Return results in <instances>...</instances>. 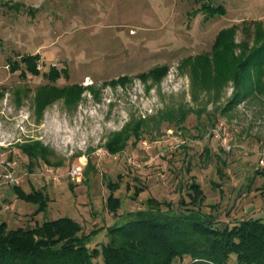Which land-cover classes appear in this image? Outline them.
<instances>
[{"label": "rangeland", "instance_id": "374dc122", "mask_svg": "<svg viewBox=\"0 0 264 264\" xmlns=\"http://www.w3.org/2000/svg\"><path fill=\"white\" fill-rule=\"evenodd\" d=\"M209 1L225 11L207 17L200 0H0V168L15 162L21 187L49 195L46 210L33 214L36 204L18 197L13 183H3L0 220L16 227L68 215L82 225L80 234L94 231L88 244L100 247L110 239L109 226L126 221L149 197L164 201V211L194 207L181 204V196L190 199L187 184L193 179L203 189L201 209L215 214L219 225L264 218V94L224 110L234 88L230 80L220 98L202 90L195 99L190 67L182 62L210 50L218 31L231 25L237 42L255 44L254 20L264 25V0ZM36 52L41 70L68 69L55 84L94 82L96 91L85 88L75 104L60 97L37 110L36 88L49 79L10 66ZM163 63L169 67L160 78L138 76ZM121 74L131 79L103 82ZM192 108H202L201 117L191 112L180 124L168 119ZM214 114L227 127L230 147L227 138L211 133ZM141 117L140 136L111 153L107 138ZM35 140L52 151L48 158L60 168L58 179L40 175L41 158L29 168L18 144ZM81 161L83 174L75 180L68 172ZM119 175V186L112 188ZM111 192L120 197L116 210L108 205Z\"/></svg>", "mask_w": 264, "mask_h": 264}, {"label": "trees", "instance_id": "16d2710c", "mask_svg": "<svg viewBox=\"0 0 264 264\" xmlns=\"http://www.w3.org/2000/svg\"><path fill=\"white\" fill-rule=\"evenodd\" d=\"M200 2V8L207 13V17L225 11L221 4L215 5L209 0ZM20 5L18 3L17 7ZM254 22L255 44L237 42L234 38L236 26L231 25L218 31L210 50L183 58L182 62L190 67L191 89L195 99L202 90L220 98L219 94L230 80L234 88L224 110L241 99L264 94V25L260 20ZM237 46L241 47L240 51L236 50ZM40 58L39 52L28 53L10 63L13 70L19 68L23 75L30 72L43 74L49 79L36 88L37 110L41 111L60 97H64L69 105L75 104L85 88L96 91L94 82L55 84L54 81L60 76L69 75L68 69L51 65L48 71H43L39 64ZM168 67L166 63L158 64L140 72L138 76L160 78ZM129 79L131 75L121 74L103 82L125 84ZM202 111V108L174 111L168 119L180 124L189 113L196 112L201 117ZM217 121L215 114L210 115V126H214ZM144 123L143 117L126 122L107 138L106 148L111 153L122 151L132 136H140ZM18 146L28 156L30 169H33L39 158L45 163L55 164L48 158L52 151L40 140L25 141ZM119 179L121 175L109 185L117 188ZM12 188L18 197L36 204L33 214L46 210L49 195L41 188L27 191L19 184H13ZM187 188L190 199L186 201L181 196V204L191 203L194 207L186 205L180 211H164V201L149 197L146 206L130 211L126 221L109 226L110 239L100 247H90L88 242L94 231L80 234L82 225L68 215L16 227L0 220V264H174L176 261L181 264H264L263 217L249 216L232 226L219 225L215 214L201 209L204 194L200 182L193 179ZM140 190L141 187H137L136 193ZM119 204L120 197L111 192L108 196L109 207L116 210Z\"/></svg>", "mask_w": 264, "mask_h": 264}, {"label": "built area", "instance_id": "2783aa9c", "mask_svg": "<svg viewBox=\"0 0 264 264\" xmlns=\"http://www.w3.org/2000/svg\"><path fill=\"white\" fill-rule=\"evenodd\" d=\"M211 133L216 136L218 135L220 139H223V138L226 139L227 136L225 134H227V127L222 122H217L211 128ZM225 143L226 144L228 143V138ZM227 146L230 147V144L228 143ZM262 156L263 157L260 159V162L264 163V153H262ZM85 163H86L85 161H81L78 164H74L72 168L69 169L68 173L71 175L73 179L80 180L83 174ZM15 165H16L15 162L12 163L10 161H8L7 164L2 165L3 168H0V186L3 183H13V184L19 183L20 177L15 172ZM60 174L61 172H60L59 166L45 163L42 166L40 175L47 179L51 178L55 180L59 178ZM2 208L7 209V208H10V206L7 203H2Z\"/></svg>", "mask_w": 264, "mask_h": 264}]
</instances>
